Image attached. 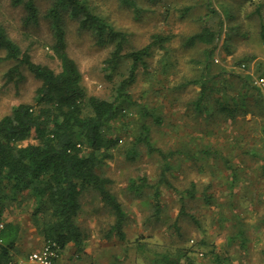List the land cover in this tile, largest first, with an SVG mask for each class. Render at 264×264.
Wrapping results in <instances>:
<instances>
[{"label":"rangeland","instance_id":"1","mask_svg":"<svg viewBox=\"0 0 264 264\" xmlns=\"http://www.w3.org/2000/svg\"><path fill=\"white\" fill-rule=\"evenodd\" d=\"M86 1L126 34V51L143 47L154 34L170 39L165 43L170 51L167 59L158 62V50L154 48L147 58V70H138L127 92L132 100L156 108L163 119L162 124L141 120L150 125L152 143L164 151L180 148L181 152L171 160L173 169L168 176L173 187L160 188L162 208L155 213L153 189L145 187L136 193L129 185L131 180L139 183L142 176L153 184L160 172V160L143 144L134 146L140 118L134 104L124 102V113L113 120L120 142L112 159L100 167V172L111 180L110 192L126 213L123 235L110 230L114 215L95 193L87 190L80 198L81 211L76 219L85 235L83 251L68 246L63 252L65 264H264V89L258 88L263 95L258 101L252 95L247 97V112L240 111L228 120L217 113L212 100L199 113L191 106L199 95V83L178 86L201 73L205 46H184L182 42L215 16L211 8H218V0H209L211 8L205 5L206 0H137L135 8L122 6L118 0ZM222 1L230 6L228 0ZM253 2L248 0L239 7L251 13L257 6V0ZM51 3L36 0L37 19L28 22L21 5L0 0V26L21 50L29 51L34 62L58 71L59 62L51 49L53 27L46 17ZM184 7L190 8L185 11ZM260 13L264 21V7ZM219 14L223 23L212 56L213 74L218 69L247 74L254 91L252 77L264 76L258 15L253 14L249 20L254 24L251 32L234 33L228 28L234 21ZM60 23L68 54L82 73L87 93L112 97L119 81L127 75L129 62L122 63L108 79L102 66L112 44H98L92 33L79 29L67 13ZM4 53L0 49V118L19 103H34L40 84L16 60L4 59ZM228 77L216 74L213 81L236 95L240 81L236 76ZM210 114L213 116L208 117ZM135 147L139 155L129 159L128 151ZM206 149L208 154L203 153ZM192 183L197 192L189 196L186 190ZM22 204L9 209L7 215L23 224L22 243L30 252L39 249L34 246L43 240L32 225L31 210L26 209L30 204Z\"/></svg>","mask_w":264,"mask_h":264},{"label":"trees","instance_id":"2","mask_svg":"<svg viewBox=\"0 0 264 264\" xmlns=\"http://www.w3.org/2000/svg\"><path fill=\"white\" fill-rule=\"evenodd\" d=\"M51 1L46 17L50 19L53 27L54 43L51 49L59 62L58 71L34 62L29 51L21 50L0 26V49L5 52L3 58L16 60L17 65L24 66L40 81L35 90L34 103H19L0 118V221L4 220V227L0 232L3 240L0 245V263L14 258L18 252L24 226L12 219L5 221L6 217H3L11 207L19 208L22 203L30 204L26 209L31 210L29 216L36 233L43 241L56 242L59 254L69 244L78 252L83 251L85 235L76 219L81 211L80 198L87 190L95 193L110 209L114 215L110 230L122 237L126 213L115 195L110 192L108 185L111 180L100 172V167L112 159L113 150L120 142L119 134L113 127V120L120 113H124L121 107L124 102L133 103L140 118L134 146L143 144L149 154H157L160 160V172L153 184L142 176L139 183L131 180L129 185L136 193H140L145 187L153 189L155 213H159L162 208L160 188L173 187L168 176L173 169L171 160L173 155L181 152L180 148L164 151L152 143L150 125L141 120L162 124L163 119L156 113V108H149L139 100H132V96L127 92V88L134 83L138 70H147V58L151 56L154 48L158 50V62L167 59L170 51L165 43L170 39L162 34H154L151 41L143 47L126 51V34L116 29L105 15L94 11L86 0ZM136 1L118 0L120 5L134 8ZM11 2L14 6L21 5L24 8L26 21L37 19L36 0ZM205 5L211 8L209 0L205 1ZM263 7L264 1H257V6L250 14L259 16L260 47L264 41V21L260 13ZM189 8L184 7V10ZM218 8H211L216 17L204 21L199 30L182 42L184 46L200 43L205 49L200 61V75L194 80L179 82L178 86L184 88L199 83V95L191 102L196 112L206 110L205 103L212 100L219 115L233 120L238 112H247L250 104L248 96L252 95L258 101L263 95L257 87L252 86L254 91L250 88V77L247 74L235 75L225 69L215 72L229 76L228 78L238 77L240 91L231 95L227 88L215 85L213 79L216 74H213L212 56L223 23L219 12L223 18L226 17L228 5L220 0ZM64 13L77 22L79 29L90 31L98 44H112V49L102 66L108 79H112L122 63L129 62L127 75L119 81L112 97L102 98L87 93L82 83V73L67 51L65 33L60 25ZM227 18L230 19L228 14ZM245 60L250 61L251 58ZM167 66L164 62L165 69ZM9 74H12V71ZM210 80L213 84H208ZM215 93H218V96L214 95ZM136 147L128 151L129 159L139 155ZM203 153L208 154V150ZM186 192L189 196H194L197 192L195 184L192 183ZM181 211L182 208L179 212Z\"/></svg>","mask_w":264,"mask_h":264},{"label":"crops","instance_id":"3","mask_svg":"<svg viewBox=\"0 0 264 264\" xmlns=\"http://www.w3.org/2000/svg\"><path fill=\"white\" fill-rule=\"evenodd\" d=\"M218 1H220V0H218ZM228 1H229L230 6H228V8H227L228 10H227V12L225 14H226V17H227V14L230 16V21H234V22H231L230 23L231 26H229L228 28L230 30H232L234 33H249V31L251 32L252 31V28L254 26V24L249 23L250 22L249 20L251 18L250 17L251 16L250 15L251 13L250 12L247 13V11L242 12V8L239 7L241 5V3L247 2L248 0H228ZM251 1H255V0H250V2ZM257 1L258 2H263L264 0H257ZM245 8L246 7H244L243 9H245ZM258 18H259V16H258ZM259 28H260V24H259ZM238 29H240L239 32H238ZM14 207H11L10 209L13 210ZM21 211L22 210H20V212ZM5 217H6V220L5 221H7V220L10 221L11 220V218L7 215V212H5L3 218H5ZM1 221L4 222V220H1ZM14 221L16 223H21L18 220H14ZM22 227H23V224H22ZM43 242L44 241H41L38 245H36V247L34 246V248H41V245L43 244ZM70 245H72V244H69V246ZM66 248H68V246ZM27 250L28 249H26V246L24 248L23 243H22V239L20 238L19 244H18V252L16 253L15 258H22V257H24L25 255L24 256H21V255L26 254L25 252L28 253L29 251H27ZM63 252L64 251H62L60 253V258H59V260L57 261L56 264H65V263H67V262H65L66 260L64 259ZM214 263L219 264L218 261L217 262L215 261ZM194 264H196V262Z\"/></svg>","mask_w":264,"mask_h":264},{"label":"built area","instance_id":"4","mask_svg":"<svg viewBox=\"0 0 264 264\" xmlns=\"http://www.w3.org/2000/svg\"><path fill=\"white\" fill-rule=\"evenodd\" d=\"M264 48V41L261 43ZM243 68L244 65H241ZM253 86L264 89V76H254L252 77ZM4 227V222L0 221V232ZM3 240L0 236V245ZM60 254L57 249L56 242L52 240H46L43 242L41 248L37 250L30 251L22 258H12L6 262L0 264H56Z\"/></svg>","mask_w":264,"mask_h":264}]
</instances>
